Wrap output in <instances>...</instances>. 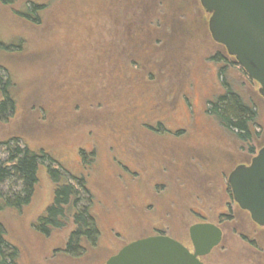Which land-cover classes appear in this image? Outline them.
Instances as JSON below:
<instances>
[{"label": "rangeland", "instance_id": "374dc122", "mask_svg": "<svg viewBox=\"0 0 264 264\" xmlns=\"http://www.w3.org/2000/svg\"><path fill=\"white\" fill-rule=\"evenodd\" d=\"M35 4L44 5L38 15ZM22 12L32 14L25 17ZM209 17L200 0L0 1V40L9 45L0 51V76L4 82L10 77L15 100L13 113L0 119V141L18 136L45 154L30 202L0 210L9 242L6 253L17 249L18 264H105L122 245L141 236L150 222L163 228L165 211L171 213L172 230L181 225L187 230L194 220L190 207L203 204L192 199L201 190L203 175L216 177L214 189L221 192V181L231 170L250 163L264 146L259 84L213 40ZM129 33V51L116 74L107 77L106 61L112 55L104 49L112 47L115 54V45L128 43L118 42L121 35L130 37ZM131 57L142 61V67L128 64ZM113 85L116 92L109 89ZM228 88L256 110L249 135L241 137L224 127L210 110ZM105 94L115 96L111 108L92 106L95 100L103 102ZM115 113L134 121L132 138L123 139L124 148L123 135L119 133L116 142L111 136ZM143 118L165 130L143 135L138 131ZM121 127L116 125L120 131ZM117 142L120 146L113 148ZM0 156L5 157L1 149ZM49 166L60 170L58 184L79 188L78 208L88 203L101 228L97 246H87L80 256L65 252L76 228L72 218L48 232L35 227L55 197L57 184ZM123 166L139 169L140 174ZM162 179L169 186L155 194L150 184ZM20 189V182L11 179L0 186V193L7 196ZM221 199L219 193L220 203ZM235 212L237 231L252 235L253 227L237 220V208ZM261 238L257 251L238 233H226L212 252L213 264H264L262 233Z\"/></svg>", "mask_w": 264, "mask_h": 264}, {"label": "trees", "instance_id": "16d2710c", "mask_svg": "<svg viewBox=\"0 0 264 264\" xmlns=\"http://www.w3.org/2000/svg\"><path fill=\"white\" fill-rule=\"evenodd\" d=\"M0 1L5 4H11L14 0ZM43 6L44 5L41 4H35L33 12L36 13L38 11L39 13L43 9ZM38 13H36V15H38ZM22 14L25 17H30L32 13L22 12ZM130 17V13L126 15L127 19H130ZM129 36L130 37L121 35V39H119L118 42L120 40H123V42L125 41L128 43H122L120 44V46L115 45L117 51L115 54H112L110 52L112 47L108 46L104 49L105 52H108L112 55L106 61V63H108L107 77H111L112 74H116L117 68H119L118 65L121 63L122 56H126L127 52L129 51V47L133 39L131 33H129ZM8 47V44L0 40V51L6 50ZM104 57L106 58V56ZM96 58L97 57L92 56L93 60H95ZM118 61L119 63H117ZM127 62L128 64L132 65V67H142V61L139 62L137 57H131ZM98 64L100 63H97V68H99ZM97 73H99L98 70L96 71V75ZM149 75L151 77L153 76L151 71ZM130 79L131 82L128 83L131 85L134 84L133 78ZM134 80L137 81L135 78ZM107 82L109 85L111 82L110 78ZM10 83L11 79L9 76L7 77V80L5 82L0 76V92L2 93V97L0 99V119L8 118L15 109V100L10 94ZM96 87L97 84L95 85V83H93L91 88L93 93L97 90ZM115 87V85L109 87L111 92H116ZM130 87L131 86L129 85V88ZM96 97L103 98V95H96ZM114 97L115 96L113 95L109 96V94H105V100L103 102L95 100V102L91 104L92 106H97V108L100 107L104 109L105 105L111 108V106L114 105L112 102ZM210 110L214 115L218 117L221 125L232 131H237L239 136L242 137L250 134V125L255 121L256 110L246 104L241 96L233 89L228 88L225 95H221L216 101L213 102V108ZM93 117H96V115L94 114ZM97 117L99 118L100 116ZM103 117L107 118V115H104ZM112 118L113 128L111 130V136L116 142L121 137V135H123L120 142L122 147L124 148L123 139L127 138L128 136L132 138L134 127H131V125L134 121L130 122V119L132 118L126 120L125 113H123L122 115L115 113L112 115ZM121 118H123L122 121L120 120ZM118 124H121L122 126L121 131L119 129H116V125ZM138 128V131H142L143 135H149L152 132L154 135H158L161 134L160 132L165 130L162 124L157 123L156 126H154L151 124V122L144 118L140 121ZM181 133L182 131L178 132V134ZM161 140L162 139L160 138L159 141ZM119 146L120 144H118V142L117 145H114V143L112 144L113 148H117ZM0 149L5 153L4 158L0 156V186L13 179L17 182H20L21 187L19 191L12 192L7 196H3L0 193V210L3 209L4 206L23 208L30 202L32 198L35 186L38 181V167L42 163V160L45 158V154L44 152L41 154L37 153L35 150L31 149L30 146L26 145L18 136H12L6 141H0ZM50 160L54 161L52 158H50ZM48 168L51 177L57 184L54 195L55 197L53 203L47 208L45 214L39 218L35 227L40 231L48 232L50 231L49 229H51V227H61L63 225L64 219L72 217L76 229L70 234L65 252L72 254L74 257L80 256L85 251L84 245L86 247L87 243L91 247H95L97 245V239L100 236L97 217L92 213V210L88 203L82 208H78L77 205L81 200L79 188L76 187L75 184H58L60 181L59 176L61 175L60 170L57 168H52L51 166H49ZM79 184L87 189L84 186L83 182H79ZM89 199L91 202L93 201L92 195L89 197ZM8 246L9 242L6 240V229L4 224L0 220V264H18V250L15 248V251L7 254L6 249L8 248Z\"/></svg>", "mask_w": 264, "mask_h": 264}, {"label": "water", "instance_id": "95a60500", "mask_svg": "<svg viewBox=\"0 0 264 264\" xmlns=\"http://www.w3.org/2000/svg\"><path fill=\"white\" fill-rule=\"evenodd\" d=\"M209 17L214 41L235 57L264 97V0H200ZM236 202L264 225V146L249 164L236 166L228 177ZM196 251L176 239L155 235L132 241L110 256L105 264H204L198 258L217 246L222 231L212 224L191 229Z\"/></svg>", "mask_w": 264, "mask_h": 264}, {"label": "flooded vegetation", "instance_id": "af4514ba", "mask_svg": "<svg viewBox=\"0 0 264 264\" xmlns=\"http://www.w3.org/2000/svg\"><path fill=\"white\" fill-rule=\"evenodd\" d=\"M123 167L134 175L140 174L139 169H132L129 166H123ZM137 167L140 169L142 168L140 166H137ZM146 167H149V166H146ZM153 167H155L159 171L167 170V166H153ZM228 177L229 175L227 176L225 181L224 180L223 182L221 181V184H220L221 192H219L218 190L214 189L215 185H217L219 182L217 179H215L216 177L210 174L209 175L206 174L205 176L203 175L201 190L199 191L197 195H195V197L193 196L192 198L194 199V201L196 200V203L200 201L203 204H199L200 206H197L195 208L193 206L190 207L189 209L190 216L194 220L192 224L189 225L187 230L186 229L184 230V228L181 225L178 230L173 228L174 230L178 231L174 233L173 232L174 230L171 229V221H170L171 213L169 211H165L166 216L165 215L163 216V225H162L163 228H161L160 226H153L154 225L153 222H150L151 226L150 224H147L149 225V227L148 226L144 227L146 231L144 233H141L142 235L135 238L133 241L141 239V238L149 237V236L166 235V236L172 237L176 239L177 241L181 242L184 246H186L193 253L196 251V248H195V244L192 238L191 229L194 226H197L200 224H212V225L217 226L222 231V238H221L220 243L217 246H215L210 253L198 255V258L204 264H213L215 259L212 256V252L216 247L222 244L226 236V233L228 232L231 233L232 235H234L235 233H238L243 238L244 241L251 244L257 251H259V248H261V239H262L261 233L264 234V225H261L255 222L252 219L250 212L241 208L240 205L236 202L232 188L228 181ZM164 180L165 179H162V181H156L150 184V188L155 194L160 192V188H165L169 186V183L165 182ZM222 188H224V192H222ZM219 193H221V198H222L221 203L220 201H218ZM152 205L153 204H150L149 207H151ZM235 208L238 209V212L240 214V217H238L237 220H240L241 218L242 220H244L246 223H248L250 226L253 227L252 235L237 231L234 225L235 219H236ZM98 228L101 234V228L99 225H98ZM125 245L126 244L122 245V247H124ZM87 246H90V245L88 243L86 244V247L84 245L85 250L87 249ZM121 248H119L117 252ZM117 252H115L114 254H116Z\"/></svg>", "mask_w": 264, "mask_h": 264}]
</instances>
